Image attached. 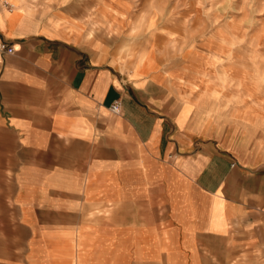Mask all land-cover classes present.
<instances>
[{
  "label": "crops",
  "instance_id": "1",
  "mask_svg": "<svg viewBox=\"0 0 264 264\" xmlns=\"http://www.w3.org/2000/svg\"><path fill=\"white\" fill-rule=\"evenodd\" d=\"M0 37V264H264V115L197 110L192 66L130 74L1 0Z\"/></svg>",
  "mask_w": 264,
  "mask_h": 264
},
{
  "label": "rangeland",
  "instance_id": "2",
  "mask_svg": "<svg viewBox=\"0 0 264 264\" xmlns=\"http://www.w3.org/2000/svg\"><path fill=\"white\" fill-rule=\"evenodd\" d=\"M1 2L9 4L14 14L39 15L52 30L82 31L84 41L94 38V48L114 53L115 62L130 74L156 66H192L195 88L210 86L212 99L197 110L210 115L226 110L228 115H264V0ZM258 126L255 139L264 152V126ZM8 234L0 232V237L4 240ZM5 245L1 252L9 260ZM18 253L23 260L26 248L20 247ZM49 256L52 264H68L70 248L53 247Z\"/></svg>",
  "mask_w": 264,
  "mask_h": 264
},
{
  "label": "built area",
  "instance_id": "3",
  "mask_svg": "<svg viewBox=\"0 0 264 264\" xmlns=\"http://www.w3.org/2000/svg\"><path fill=\"white\" fill-rule=\"evenodd\" d=\"M5 6H9L5 3ZM14 52V49L11 46H8L7 43L0 37V56L2 55H11ZM121 104L119 101H114L110 106V112L117 115L120 113Z\"/></svg>",
  "mask_w": 264,
  "mask_h": 264
}]
</instances>
